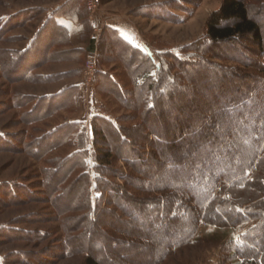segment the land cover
<instances>
[{
	"label": "rangeland",
	"instance_id": "obj_1",
	"mask_svg": "<svg viewBox=\"0 0 264 264\" xmlns=\"http://www.w3.org/2000/svg\"><path fill=\"white\" fill-rule=\"evenodd\" d=\"M221 1L99 0L100 5L91 12L84 0H0V264L84 263L83 252L69 251L64 242L68 236L79 234V231L66 228L70 224L69 218L87 214L86 205L79 196L78 209L60 212L51 203L50 191L45 184L49 169L58 171L64 159L82 153L84 158H79L84 162L83 169H75L62 188H67L82 170L94 174L92 120L102 117L122 126L141 121V110L150 105V99L147 97L136 110L130 107L133 72L121 57L124 48L121 43L129 44L142 56L150 55L156 64L171 63V54L186 58L195 53L189 48L203 40L207 20ZM245 1L251 15L262 14L260 21L264 24V11L259 7L264 0ZM76 18L81 31L73 37L66 23L74 22ZM60 20L65 25L59 24ZM116 25L134 30L127 38L115 28ZM75 41L78 43L74 44ZM223 49L219 46L220 51ZM217 56L209 60L241 70L238 74L224 73L215 80L207 75L211 67L201 68L197 77L201 85L193 95L189 92L183 95L184 108L177 111L174 105L165 101L163 114L153 111L152 118L147 119L149 127L162 134L166 124L171 132L177 133L188 119L223 100L216 94H213L214 98L210 96L220 81L226 87L241 86L242 80L247 79L243 75L251 69ZM88 58H94L97 67L90 82L84 75ZM172 73L178 71L174 69ZM151 74L155 75V68ZM114 80L126 90L122 100L115 93ZM142 81V77L138 78V84ZM263 86L264 78L260 87ZM258 102L264 106L263 100ZM55 135H64L59 145L55 143L56 138L50 139ZM41 142L46 144L43 151L40 150ZM171 142L160 141L159 146L165 148ZM80 146L85 149L80 150ZM149 149L146 144L147 153ZM128 153L122 147L111 170H106L112 174L106 173L109 180L125 188H130L123 179L125 174H135V169L127 164ZM181 176V172L169 171L161 180L172 182L173 178ZM178 185L183 186L180 182ZM94 187L91 181L93 209L98 204ZM219 190L220 186H217L215 192ZM245 193L248 196V192ZM109 194L106 192L104 198L110 199ZM101 204L105 205L104 202ZM99 210H93L91 215L97 225L104 219ZM245 225L208 234L212 229L202 221L197 242L172 246V252L156 264H218L220 256L230 252L229 243H239ZM104 228L116 237L128 238L110 226ZM185 229L181 226L176 230L183 232ZM155 233L157 239H167L170 235L161 229ZM176 233L174 230L171 234ZM116 246L119 251L116 254L103 251L96 239H92L90 247L101 264H127L123 257H141L142 252L130 246ZM163 251L160 248L154 252V257Z\"/></svg>",
	"mask_w": 264,
	"mask_h": 264
},
{
	"label": "trees",
	"instance_id": "obj_2",
	"mask_svg": "<svg viewBox=\"0 0 264 264\" xmlns=\"http://www.w3.org/2000/svg\"><path fill=\"white\" fill-rule=\"evenodd\" d=\"M259 7L264 11V3ZM261 19L262 14H250L245 0H222L207 20L203 40L197 46L190 45L195 53L186 58L171 54L172 62L166 64H156L150 55L142 56L129 44L121 43V57L133 72L130 107L138 109L147 97L150 105L141 110V121L134 125H116L102 117L92 120L94 174L82 170L67 188H62L75 169H83L84 162L79 157L84 155L80 153L64 159L58 171L49 169L45 181L51 203L60 212L78 209L79 196L86 205L87 214L72 216L66 228L79 234L68 236L64 242L69 251L83 252V264H101L91 251L92 239L106 252L118 253L116 245L142 252L141 257H123L127 264H156L172 252V246L197 242L202 221L212 229L208 234L246 224L239 243H229L230 252L221 255L218 264H264V106L258 102L264 103V86L260 87L264 78ZM116 38L121 42L117 33ZM219 46L224 49L220 51ZM217 55L251 69L243 75L247 79L241 86L226 87L220 81L210 96L216 94L223 100L188 119L177 133L166 124L162 134L149 127L147 119L152 118L153 111L163 114L165 101L177 111L184 108L183 95H193L201 85L197 80L201 68L211 67L207 75L215 80L227 72L238 74L240 67H225L209 60ZM153 68L155 75L151 74ZM174 69L178 73H172ZM140 77L143 81L138 84ZM113 88L122 100L126 90L116 80ZM63 136L50 139L56 138L59 145ZM160 141L172 142L161 148ZM146 144L151 148L148 153ZM45 145L40 143L41 151ZM121 146L129 151L127 164L135 169V174L127 172L123 177L130 188L109 180L112 174L106 171L121 154ZM169 171L181 172L182 176L163 182V174ZM91 181L98 201L95 209ZM217 186L220 190L215 192ZM253 189L254 193L249 194ZM106 192L110 193L108 200L104 198ZM101 202L105 205L101 206ZM93 210H99L104 218L98 225L92 220ZM107 226L128 238L114 236L104 228ZM181 226L186 229L178 232ZM159 229L170 234L167 239H157L155 232ZM174 230L177 233L172 235ZM160 248L164 251L154 257Z\"/></svg>",
	"mask_w": 264,
	"mask_h": 264
},
{
	"label": "built area",
	"instance_id": "obj_3",
	"mask_svg": "<svg viewBox=\"0 0 264 264\" xmlns=\"http://www.w3.org/2000/svg\"><path fill=\"white\" fill-rule=\"evenodd\" d=\"M84 2L86 8L91 12H94L97 9V7L100 5L99 0H84ZM96 71H97V67L94 58H88L84 66V75L87 78L88 82H90L93 79Z\"/></svg>",
	"mask_w": 264,
	"mask_h": 264
},
{
	"label": "crops",
	"instance_id": "obj_4",
	"mask_svg": "<svg viewBox=\"0 0 264 264\" xmlns=\"http://www.w3.org/2000/svg\"><path fill=\"white\" fill-rule=\"evenodd\" d=\"M77 18L74 20V22L72 21H67V23H66V27L68 28V30H69V32H70V35L72 36L73 35V37H77V35H79V33H80V31H81V28H80V26L78 25V23H77ZM76 21V22H75ZM60 22H61V20L60 21H58V23L60 24ZM64 24V22H61V24ZM65 25V24H64ZM123 25H121V26H115V28H117L118 30H121V32L123 33V35L125 36V37H127V38H129V32H132L134 29L132 28H127V27H125V26H123V28H121ZM39 29V28H38ZM78 43V41H75V43L74 44H77ZM29 44V43H28ZM28 44H27V46H28ZM26 46V47H27ZM25 47V48H26ZM147 50H149V49H147Z\"/></svg>",
	"mask_w": 264,
	"mask_h": 264
}]
</instances>
